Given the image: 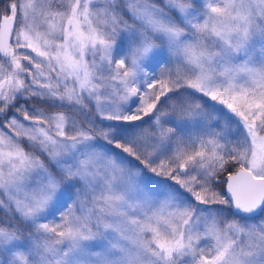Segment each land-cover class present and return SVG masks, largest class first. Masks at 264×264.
Segmentation results:
<instances>
[{"label":"snow or ice","instance_id":"snow-or-ice-1","mask_svg":"<svg viewBox=\"0 0 264 264\" xmlns=\"http://www.w3.org/2000/svg\"><path fill=\"white\" fill-rule=\"evenodd\" d=\"M0 264H264V0H0Z\"/></svg>","mask_w":264,"mask_h":264}]
</instances>
